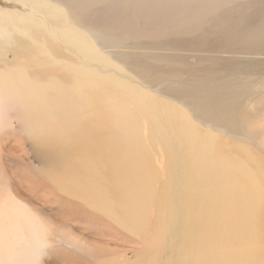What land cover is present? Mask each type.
I'll use <instances>...</instances> for the list:
<instances>
[{
  "label": "rangeland",
  "instance_id": "1",
  "mask_svg": "<svg viewBox=\"0 0 264 264\" xmlns=\"http://www.w3.org/2000/svg\"><path fill=\"white\" fill-rule=\"evenodd\" d=\"M55 7L64 8L66 13L56 12L57 17H52ZM260 9L263 12L262 6L257 8L256 16ZM41 13L54 20L57 28L66 26L87 34L91 46L87 57L48 33L44 36L45 30L39 28ZM185 13L191 18L194 16V10ZM162 18L142 0H0V72L24 69L42 79L55 77L71 82L72 78L76 83L75 74H80L82 90L79 96L83 102L79 114L81 123L71 117L55 125L56 141L44 130V127L57 124L55 118H45L47 115L39 110H0V190L6 189L14 199L13 185H20L14 174L19 167L7 158V154H19L24 160L21 165L37 172L50 166L59 190L66 194L71 187L70 174L81 165L84 154H93L96 164L102 168L105 154H149L148 166L160 178L154 184L163 188L168 201L167 216L157 227L156 198L152 197L147 205L150 209L146 224L149 234L142 238L131 234L141 245L128 251L129 259L124 264H185L189 257H197L195 252L189 254L186 246L180 201L185 189L182 177L184 161L188 160L185 145L189 135L198 137L201 142L212 139L223 151L240 160L243 168H252L264 181V55L230 57L231 47L220 46L224 29L216 32L205 29L198 39L180 37L166 33L163 28L167 20L173 23V18L179 20L182 15L165 11ZM97 54L99 59L90 57ZM60 59L67 66L65 71L59 68L57 61ZM243 74L254 80L251 88L255 89L242 102L237 118L240 129L235 131L199 120L190 100L176 97L174 91L181 85L210 86L222 79L234 82L245 78ZM151 78L158 79L152 81ZM109 108L115 109L126 124L128 149L119 143L121 133ZM92 121L97 125L95 141L88 127ZM73 124L75 130L67 129ZM66 139L72 140L74 145ZM66 154L81 155L67 161ZM261 190L263 212L260 222L253 228L256 231L248 230L246 237L238 238L241 242L238 244L246 243L242 247L245 250L241 264H264V183ZM18 199L16 196L21 207L30 209ZM37 202L41 207L52 204L51 201ZM48 225L52 249L40 264H111V261L113 264L114 256H118L104 249L96 254L82 244L83 255L73 248L82 241L69 245V241L77 243V240L70 239L66 231L59 232L50 223ZM223 229L219 226L213 232L214 246L219 247L218 257L224 248L220 246L221 241H227L231 233L225 236Z\"/></svg>",
  "mask_w": 264,
  "mask_h": 264
},
{
  "label": "bare ground",
  "instance_id": "2",
  "mask_svg": "<svg viewBox=\"0 0 264 264\" xmlns=\"http://www.w3.org/2000/svg\"><path fill=\"white\" fill-rule=\"evenodd\" d=\"M142 3L153 8L160 18L164 17L165 11L182 15L179 20L173 18V23L166 19L168 24L163 30L168 34L198 39L205 29L213 32L224 29L220 46L231 47L230 57L264 55V0H142ZM261 6L263 12L260 9L257 13L259 16H256V9ZM193 10L192 18L185 13ZM56 12L62 14L65 10L57 7L51 13L52 17ZM48 18L45 14L39 15V28L45 30L44 36L48 33L77 54L87 57L91 51L87 42L89 36L70 27L57 28L53 25L56 22ZM90 57L100 58L98 54ZM62 60L57 63L62 68L60 70L65 71L67 66ZM243 75L245 78L234 82L222 79L210 86L181 85L174 91L177 92L176 97L190 100L199 120L235 131L240 129L237 118L242 102L255 89L251 88L254 80ZM75 76L77 83L72 78L71 82L55 77L42 79L24 69L2 71L0 110H39L47 115L45 118H55L57 124L44 127V130L56 141L55 125L71 117L78 124L81 123L79 114L83 102L79 95L82 85L79 82L80 74ZM113 83L116 85L117 81ZM109 109L121 133L119 143L128 149L126 124L115 109ZM88 127L91 139L95 141L98 137L97 125L92 121ZM67 129L75 130L76 125ZM66 142L74 145L72 140L66 139ZM185 148L188 160L184 161L182 181L185 189L180 201L185 220L184 236L188 242L186 246L189 254L195 252L197 256L195 259L189 257L185 264H241V255L245 250L242 247L246 243L238 244L241 243L238 238L246 237L248 230L256 231L253 228L260 222L263 212L260 201L264 181L252 168H243L240 160L223 151L210 138L201 142L198 137L189 135ZM66 155L67 161H70L81 154ZM7 158L19 167L14 174L16 183L20 185H13L11 191L30 209L21 207L15 195L11 199V193L6 189L0 190V264H40L44 255L52 249L48 223L59 232L66 231L71 235L70 239L77 240V243L69 241V245H78L82 241L79 246L73 247L81 254L85 255L80 249L84 244L96 254L103 249L114 252L119 257L114 256L113 264H121L122 260L124 264L129 259L128 251L141 245L137 238L149 234L146 224L150 209L147 205L152 197L156 198L157 227L166 219L168 201L163 195V188L154 184L160 178L148 166L151 162L149 154H105L104 168L96 164L93 154H84L81 165L70 174L68 194L59 190L50 166L37 172L22 166L24 160L19 154H7ZM37 200L42 204L51 201L52 204L41 207ZM219 226L224 227L221 231L225 236L231 232L227 241H221L220 246L224 248L220 257L216 254L219 247L214 246L213 236Z\"/></svg>",
  "mask_w": 264,
  "mask_h": 264
}]
</instances>
